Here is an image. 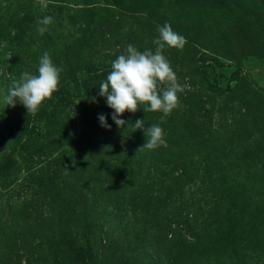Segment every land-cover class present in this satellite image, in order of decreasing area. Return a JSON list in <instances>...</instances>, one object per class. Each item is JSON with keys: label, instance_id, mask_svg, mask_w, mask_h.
I'll return each mask as SVG.
<instances>
[{"label": "rangeland", "instance_id": "374dc122", "mask_svg": "<svg viewBox=\"0 0 264 264\" xmlns=\"http://www.w3.org/2000/svg\"><path fill=\"white\" fill-rule=\"evenodd\" d=\"M165 22L177 107L118 128L98 86ZM45 51L57 90L6 105ZM0 264H264V0H0Z\"/></svg>", "mask_w": 264, "mask_h": 264}, {"label": "clouds", "instance_id": "9594fccd", "mask_svg": "<svg viewBox=\"0 0 264 264\" xmlns=\"http://www.w3.org/2000/svg\"><path fill=\"white\" fill-rule=\"evenodd\" d=\"M51 22V16L39 19L38 32L43 34ZM157 32L158 35L153 40L154 50L140 51L132 44L126 45L124 51L111 61V69L106 79L98 86L99 95L106 97V105L113 110L108 115L118 128L127 124L121 114L125 110L135 112L141 104L145 105L142 108L144 112H161V121L177 107V94L183 91V86L177 81L163 50L166 47L182 48L186 38L174 31L167 22L158 26ZM61 71L62 68L52 61L48 52H43L35 73L21 72L19 78L11 82L4 97L6 105L15 106L18 102L24 106L26 112L34 114L42 102L57 90ZM158 82L166 85L159 92ZM97 118L102 127H111L105 114L100 113ZM133 125L134 130L143 128L144 121L137 119ZM144 131L146 142L142 147L153 149L165 143V133L159 124L151 123Z\"/></svg>", "mask_w": 264, "mask_h": 264}]
</instances>
